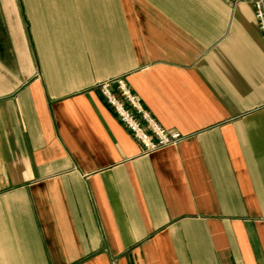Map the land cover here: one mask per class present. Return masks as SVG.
Returning a JSON list of instances; mask_svg holds the SVG:
<instances>
[{
  "label": "crops",
  "instance_id": "crops-1",
  "mask_svg": "<svg viewBox=\"0 0 264 264\" xmlns=\"http://www.w3.org/2000/svg\"><path fill=\"white\" fill-rule=\"evenodd\" d=\"M116 77L183 138L143 152ZM0 264H264L250 0H0Z\"/></svg>",
  "mask_w": 264,
  "mask_h": 264
},
{
  "label": "built area",
  "instance_id": "built-area-1",
  "mask_svg": "<svg viewBox=\"0 0 264 264\" xmlns=\"http://www.w3.org/2000/svg\"><path fill=\"white\" fill-rule=\"evenodd\" d=\"M250 1L254 4L255 17L264 34V0ZM97 86L104 100L113 108L132 136L141 143L143 152L175 144L183 138L179 131L162 126L121 77L106 79Z\"/></svg>",
  "mask_w": 264,
  "mask_h": 264
}]
</instances>
